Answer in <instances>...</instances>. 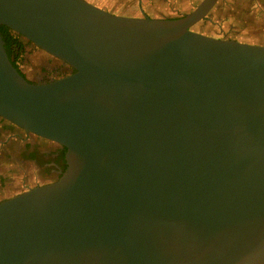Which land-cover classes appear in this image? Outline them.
<instances>
[{"label": "water", "instance_id": "water-1", "mask_svg": "<svg viewBox=\"0 0 264 264\" xmlns=\"http://www.w3.org/2000/svg\"><path fill=\"white\" fill-rule=\"evenodd\" d=\"M89 0H0L71 69L26 80L0 34V117L68 150L0 201V264H264V45Z\"/></svg>", "mask_w": 264, "mask_h": 264}, {"label": "flooded vegetation", "instance_id": "flooded-vegetation-1", "mask_svg": "<svg viewBox=\"0 0 264 264\" xmlns=\"http://www.w3.org/2000/svg\"><path fill=\"white\" fill-rule=\"evenodd\" d=\"M99 1L101 2V0ZM222 1L217 0L206 17L197 21L192 29L202 32L197 26L205 28L207 27L206 24L213 22L210 15L213 14L215 8L221 5L220 2ZM253 1L258 4L257 0ZM259 9L260 6L256 5L255 11L258 12ZM139 11L142 16L151 17L150 14L144 12L143 8ZM230 31L232 30H228V32ZM211 35L225 37L218 34L217 31ZM19 40L22 42L23 47L15 48L18 54L16 64L19 72L26 80L34 83H44L70 73L71 69L56 59L55 63H52V65L47 63L41 66L39 71L31 76L29 69L25 71L22 68L23 63L26 61L27 48L48 53L22 37ZM67 153L68 150L65 146L36 134L28 133L0 117V201L36 185L47 184L60 178L68 166Z\"/></svg>", "mask_w": 264, "mask_h": 264}, {"label": "rangeland", "instance_id": "rangeland-1", "mask_svg": "<svg viewBox=\"0 0 264 264\" xmlns=\"http://www.w3.org/2000/svg\"><path fill=\"white\" fill-rule=\"evenodd\" d=\"M89 1L116 14L142 16L137 7H132V3L135 0H120L118 7L114 5L115 0H101L99 4L95 0ZM220 4L214 9L213 14L210 15L213 22L206 24L207 27L205 28L197 26L202 33L211 35L217 31L221 36H225L220 38H232L247 43L264 45V22L262 21L264 20V15L255 11V6L258 4L254 3L253 0H223ZM156 15L152 14L154 17L180 16L177 11H165ZM228 30L232 31L228 32ZM56 61L48 54L28 47L26 61L23 63L22 68L25 71L29 69V74L34 76L41 66L47 63L52 65Z\"/></svg>", "mask_w": 264, "mask_h": 264}, {"label": "crops", "instance_id": "crops-1", "mask_svg": "<svg viewBox=\"0 0 264 264\" xmlns=\"http://www.w3.org/2000/svg\"><path fill=\"white\" fill-rule=\"evenodd\" d=\"M120 0H115L114 5L117 7L120 5ZM201 0H135L132 3V7H137L138 10L144 9L147 14L164 13L165 11L178 12L179 14H185L190 12ZM260 9L258 13L264 15V0H257ZM159 16V15H158ZM161 16V15H160ZM154 17V16H152ZM264 22V20H262Z\"/></svg>", "mask_w": 264, "mask_h": 264}, {"label": "trees", "instance_id": "trees-1", "mask_svg": "<svg viewBox=\"0 0 264 264\" xmlns=\"http://www.w3.org/2000/svg\"><path fill=\"white\" fill-rule=\"evenodd\" d=\"M98 4L100 3L99 0H95ZM0 34L1 37L4 41V48L6 50L7 56L10 60V62L12 63V65L17 68V64H16V60H17V49H15L16 47L18 48H22L23 44L22 42L19 40V38L21 37L20 35L14 33L12 30H10L8 27L4 26V25H0ZM18 70V68H17ZM19 71V70H18Z\"/></svg>", "mask_w": 264, "mask_h": 264}]
</instances>
